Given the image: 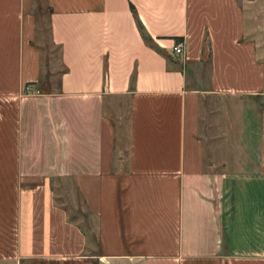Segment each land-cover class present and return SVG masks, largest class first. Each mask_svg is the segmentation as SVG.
Returning <instances> with one entry per match:
<instances>
[{
  "label": "crops",
  "instance_id": "1",
  "mask_svg": "<svg viewBox=\"0 0 264 264\" xmlns=\"http://www.w3.org/2000/svg\"><path fill=\"white\" fill-rule=\"evenodd\" d=\"M0 264H264V0H0Z\"/></svg>",
  "mask_w": 264,
  "mask_h": 264
},
{
  "label": "rangeland",
  "instance_id": "2",
  "mask_svg": "<svg viewBox=\"0 0 264 264\" xmlns=\"http://www.w3.org/2000/svg\"><path fill=\"white\" fill-rule=\"evenodd\" d=\"M39 22L42 25L43 34L42 39L47 41V35H46V20L44 17L39 19ZM51 54L50 50H46V55ZM55 54V52H54ZM48 57V56H47ZM50 57V56H49ZM177 59V57H175ZM176 64H179L180 67H182V64L180 62H176ZM183 70L185 72L187 84L189 87L192 88H203L205 86L206 76H207V65L205 64H199V63H191V64H185L183 67ZM53 194L54 198L64 204V207L68 212L71 211V203L73 201L72 193L70 192V184L65 181H53ZM84 225L86 226V220L84 221Z\"/></svg>",
  "mask_w": 264,
  "mask_h": 264
},
{
  "label": "trees",
  "instance_id": "3",
  "mask_svg": "<svg viewBox=\"0 0 264 264\" xmlns=\"http://www.w3.org/2000/svg\"><path fill=\"white\" fill-rule=\"evenodd\" d=\"M131 13H132V16H133V19H134V22H135V26H136V29H137V32H138L140 38L142 39V41H143L147 46H149L150 48H153L152 43H151V40H150L149 37L145 34L142 25L140 24L139 20H138L137 17L135 16L134 11L131 10ZM176 41H178V40H176ZM153 49H154V48H153Z\"/></svg>",
  "mask_w": 264,
  "mask_h": 264
},
{
  "label": "built area",
  "instance_id": "4",
  "mask_svg": "<svg viewBox=\"0 0 264 264\" xmlns=\"http://www.w3.org/2000/svg\"><path fill=\"white\" fill-rule=\"evenodd\" d=\"M182 50H183V43L181 41H175V43L171 47L172 54L175 56H179L182 54Z\"/></svg>",
  "mask_w": 264,
  "mask_h": 264
}]
</instances>
